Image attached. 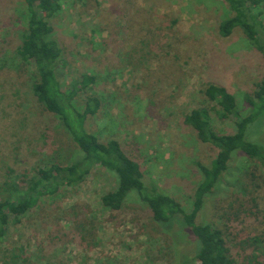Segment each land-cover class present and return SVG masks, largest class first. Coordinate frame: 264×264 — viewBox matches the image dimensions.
I'll use <instances>...</instances> for the list:
<instances>
[{"label":"rangeland","instance_id":"obj_1","mask_svg":"<svg viewBox=\"0 0 264 264\" xmlns=\"http://www.w3.org/2000/svg\"><path fill=\"white\" fill-rule=\"evenodd\" d=\"M58 1L50 22L65 63L62 85L95 77L76 100L80 109L89 94L100 101L87 130L118 141L146 182L189 211L202 180L196 163L209 165L217 149L198 140L185 116L204 108L217 133H233L234 117L218 120L203 91L225 87L245 115L244 96L264 78L262 55L239 29L219 35L231 16L223 0ZM260 10L264 22V3ZM25 14L22 0H0V199L11 183L22 186L51 163L82 156L32 93L33 64L17 52ZM251 140L264 144V123ZM116 186V175L96 166L81 184L10 216L0 264H200L193 237L177 226L162 230L134 191L119 211L105 208L100 199ZM196 222L223 232L233 264H264V169L237 153Z\"/></svg>","mask_w":264,"mask_h":264},{"label":"trees","instance_id":"obj_2","mask_svg":"<svg viewBox=\"0 0 264 264\" xmlns=\"http://www.w3.org/2000/svg\"><path fill=\"white\" fill-rule=\"evenodd\" d=\"M26 6V31L17 52L24 61L33 64L32 93L42 108L56 115L82 156L65 165L51 163L36 176L26 179L24 185L11 183L7 197L0 199V241L6 236L10 216L25 215L36 208L42 197L54 195L61 188L81 184L96 166H102L117 177L113 191L101 197V204L112 211H119L131 192L151 212L153 221L165 232L177 226L178 232L187 231L193 237V259L200 264H233L223 232L210 224H199L197 216L204 208L205 199L212 195L228 173L230 163L237 153L244 154L264 169V144L251 140L264 123V78L252 95H245L248 106L245 115L238 114L233 95L223 86L210 84L203 91L204 97L218 109L217 119L227 121L234 117V132L219 134L211 126L208 110L197 108L185 116L184 123L195 131L198 140L217 149L215 157L204 165L196 163L202 180L197 185L189 211L172 197L161 193L154 183L146 182L140 165L133 160L116 140L102 142L90 133L87 120L100 109L97 96L89 94L82 103L78 96L92 89L95 77L83 75L77 83L64 88L60 77L64 73L62 49L52 38L50 20L59 14L58 0H22ZM231 16L218 26L221 37H229L236 29L264 59V22L260 10L264 0H223ZM187 264V263H185Z\"/></svg>","mask_w":264,"mask_h":264}]
</instances>
